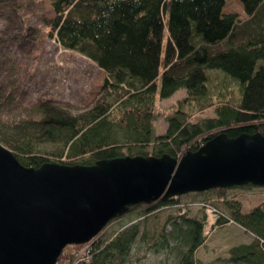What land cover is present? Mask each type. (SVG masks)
I'll use <instances>...</instances> for the list:
<instances>
[{"label":"trees","instance_id":"1","mask_svg":"<svg viewBox=\"0 0 264 264\" xmlns=\"http://www.w3.org/2000/svg\"><path fill=\"white\" fill-rule=\"evenodd\" d=\"M238 1L247 16L242 21L223 13L226 0H50L54 16L44 19L46 38L102 70L105 93L84 115L46 107L41 121L12 131L5 148L27 168L89 166L124 156L177 158L220 133L264 135V0ZM158 80L160 99L178 89L187 93L162 113ZM207 111L216 113L205 117ZM159 118L166 124L161 135L156 134ZM35 141L60 151L49 152ZM253 187L204 193L219 199L232 189ZM180 198L130 207L126 215L134 222L97 239L88 261L80 264H134L140 242L164 255L158 264H264V204L244 212L238 201H223L228 214L215 208L219 219L211 228L233 221L253 237L230 247L226 257L203 263L196 256L209 236L203 232V208L197 216L179 214L149 230L151 213L176 207ZM72 247L79 249L65 247L57 264L71 257Z\"/></svg>","mask_w":264,"mask_h":264},{"label":"water","instance_id":"2","mask_svg":"<svg viewBox=\"0 0 264 264\" xmlns=\"http://www.w3.org/2000/svg\"><path fill=\"white\" fill-rule=\"evenodd\" d=\"M264 187V135L220 133L177 158L124 156L27 168L0 145V264H57L135 205L188 193Z\"/></svg>","mask_w":264,"mask_h":264},{"label":"rangeland","instance_id":"3","mask_svg":"<svg viewBox=\"0 0 264 264\" xmlns=\"http://www.w3.org/2000/svg\"><path fill=\"white\" fill-rule=\"evenodd\" d=\"M223 13L235 14L240 21L247 17L238 0H226ZM53 16L50 0H0V145L4 147V141L11 137L12 131H25L26 125L41 121L46 107L61 110L72 116L84 115L101 102L105 93L103 83L106 74L102 70L85 57L64 50L55 41L46 38L48 28L44 19ZM210 72L208 71V74ZM159 89L160 80L157 81L156 92L160 113L187 96L185 89H178L169 98L160 99ZM215 113L207 111L205 117H213ZM201 118L202 116L195 118L194 121ZM165 131L166 124L159 118L156 134L161 135ZM36 142L34 144H39V147L49 152L60 151L59 146ZM179 197L181 198L177 200L176 207L157 208L151 213L153 220L149 230H159L169 217L179 214L187 217L197 216L198 209L203 208L207 218L203 232L209 230L207 239L214 240L215 244L208 246V249L202 248L196 256L201 260H215L226 257L230 247L245 243L253 236L233 221L217 230L211 228L209 223L213 220L217 223L219 219L218 212L216 214L214 209L227 213L223 201L235 200L241 204L242 210L247 212L264 204V188L232 189L225 198L219 199L212 193H188L173 199ZM135 219L131 215H125L112 220L98 238L99 241H102L105 235H114L121 231ZM93 239L76 246L79 249L72 247L74 253L72 252L71 257L62 264H80L84 259L80 255L81 251L82 254L86 253L88 260L91 256L89 249L92 250L97 244ZM134 255L135 259H139V262L134 259V264H158L165 259L164 255L150 252L148 245L143 242L134 246Z\"/></svg>","mask_w":264,"mask_h":264},{"label":"crops","instance_id":"4","mask_svg":"<svg viewBox=\"0 0 264 264\" xmlns=\"http://www.w3.org/2000/svg\"><path fill=\"white\" fill-rule=\"evenodd\" d=\"M215 230H217V229H215ZM215 230L213 231V232H215ZM209 239H207L206 241H205V243H204V245L201 247V248H209V247H211V245H213V244H215V241L214 240H212V241H210ZM249 242H251V238H249V240L248 241H246L245 243H249ZM244 243V244H245ZM243 244V243H242ZM209 246V247H208ZM199 251V250H198ZM197 251V252H198ZM197 252H196V254H197ZM214 259H212V258H209V259H207V260H200V261H202L203 263H209V262H211V261H213Z\"/></svg>","mask_w":264,"mask_h":264},{"label":"built area","instance_id":"5","mask_svg":"<svg viewBox=\"0 0 264 264\" xmlns=\"http://www.w3.org/2000/svg\"><path fill=\"white\" fill-rule=\"evenodd\" d=\"M206 207H208V206H206ZM214 211H215V210H214ZM215 212H216V211H215ZM206 219H207V218H206ZM205 223H206V221H205ZM209 224H210V227H211V226H213V225L215 224V221L213 220V221L210 222ZM210 227H209V229H210ZM208 231H209V230H208ZM208 231H205V232H204V235H205V236H207V235L209 234ZM100 235H101V233H100L97 237H95V239H93V240L96 242L97 239L100 237ZM89 250H90V252H91V249H89ZM85 251H87V253L89 252L87 248H85ZM80 255L84 257V259H83L82 261H88L87 258L85 257V256H86V253H83V254H82V251H81Z\"/></svg>","mask_w":264,"mask_h":264}]
</instances>
